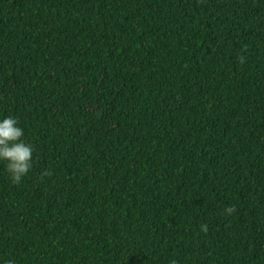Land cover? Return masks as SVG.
I'll use <instances>...</instances> for the list:
<instances>
[{
	"label": "trees",
	"instance_id": "1",
	"mask_svg": "<svg viewBox=\"0 0 264 264\" xmlns=\"http://www.w3.org/2000/svg\"><path fill=\"white\" fill-rule=\"evenodd\" d=\"M5 115L0 264H264V0H0Z\"/></svg>",
	"mask_w": 264,
	"mask_h": 264
},
{
	"label": "clouds",
	"instance_id": "2",
	"mask_svg": "<svg viewBox=\"0 0 264 264\" xmlns=\"http://www.w3.org/2000/svg\"><path fill=\"white\" fill-rule=\"evenodd\" d=\"M33 152V145L24 140V129L18 119L9 115L0 117V164L12 183L21 182L31 170ZM232 211L231 207L225 209L228 214Z\"/></svg>",
	"mask_w": 264,
	"mask_h": 264
}]
</instances>
